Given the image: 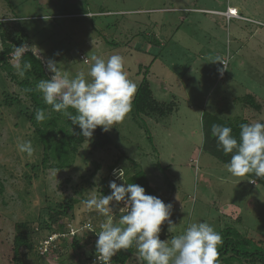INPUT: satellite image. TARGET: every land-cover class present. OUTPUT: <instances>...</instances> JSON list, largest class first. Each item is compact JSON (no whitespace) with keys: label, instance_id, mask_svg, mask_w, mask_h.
<instances>
[{"label":"rangeland","instance_id":"obj_1","mask_svg":"<svg viewBox=\"0 0 264 264\" xmlns=\"http://www.w3.org/2000/svg\"><path fill=\"white\" fill-rule=\"evenodd\" d=\"M227 5L245 19L227 21L203 11L226 10ZM0 22L11 38L23 27L24 43L49 77V58L62 74L72 78L84 72L91 81L92 56L119 54L137 86L148 67L154 97L173 107L171 114L156 118L136 115L132 106L122 122L105 132L110 142L104 147L93 148V133L70 167H44L30 119L34 103L0 68V264H8L3 251L18 233L15 224L25 222L30 230H21L33 248L20 249L16 264H95L96 232L109 218L119 225L123 202H111L113 214L106 217L85 201L110 194L105 192L109 181L134 183L138 172L152 187L150 195L172 204L175 225L169 231L167 221L162 223L160 239L170 242L190 223L206 221L219 233L230 227L264 241V187L250 184L248 175H231L225 163L201 147L204 112L233 122H264V0H0ZM217 58L226 61L222 75L218 69L224 65ZM249 96L261 110L245 101ZM27 140L34 148L30 156L17 148ZM94 162L100 169L90 177ZM114 169L122 170L123 179L113 175ZM70 199L72 207L58 214L65 232L49 246L46 240L61 234L59 222L44 227L49 207L57 209ZM125 264H146L136 245ZM219 264L245 263L233 258Z\"/></svg>","mask_w":264,"mask_h":264},{"label":"clouds","instance_id":"obj_2","mask_svg":"<svg viewBox=\"0 0 264 264\" xmlns=\"http://www.w3.org/2000/svg\"><path fill=\"white\" fill-rule=\"evenodd\" d=\"M28 50V45L21 43L15 47L12 56L15 61L12 67L21 79L32 68L31 61L23 59ZM91 60L93 63L88 73L91 81L85 78L84 72L72 78L67 73L62 74L57 63L49 58L46 67L53 75L36 84V90L42 94L44 103L78 126L80 135L87 140L98 126L107 132L111 126L122 122L132 110V98L137 90V84L128 78L125 60L121 55L113 54L107 59L94 55ZM215 61L224 65L218 69L222 75L227 69L226 62L220 58ZM70 108L75 109V114L69 111ZM35 119L41 123L49 116L44 109H37ZM211 135L225 154H231L226 164L231 175L245 177L252 174L264 178V122L242 123L239 139L232 134L231 127L214 123ZM203 143L202 136L201 147ZM17 148L29 156L34 152L30 140L18 142ZM113 175L123 179L124 174L122 170L114 169ZM109 188L110 194L99 197L93 195L85 201L90 210L95 209L106 217L113 214L115 205L110 206L111 202H123V207L119 208V225H114L109 218L96 232L98 238L95 250L99 264H111L117 252L129 249L133 243L139 258L146 264H219V247L223 245V237L208 222L190 223L182 234L166 242L160 239L159 233L165 221L169 231L170 226L175 225L170 219L171 203L146 194L144 187L135 183L117 184L116 180H112L109 181Z\"/></svg>","mask_w":264,"mask_h":264},{"label":"trees","instance_id":"obj_3","mask_svg":"<svg viewBox=\"0 0 264 264\" xmlns=\"http://www.w3.org/2000/svg\"><path fill=\"white\" fill-rule=\"evenodd\" d=\"M3 25L6 24L4 22H0V27L2 29L0 37L3 48V50L0 51V68L6 69L8 73H11V77L17 80L19 86L32 99L35 111L37 109H44L46 114L49 116V119L44 122L37 123L35 113L32 112L30 115V119L35 125L34 130L37 135L38 142L42 146L43 152L40 165L55 169L70 167L74 163L78 148L84 142L85 137L80 135L81 130L78 126L73 125L71 121L61 113L52 111L51 106L44 103L42 94L36 90V84L39 80L49 79L50 77L45 71L44 63L31 49H29L23 56L24 60L31 61V70L25 73V77L23 79H21L16 72L13 73L15 69L12 67L11 60L14 49L16 46L24 43L26 34H24L23 27H20L18 34L11 38L9 33L10 31L3 29ZM8 40L9 42L7 43ZM148 69V67L145 68L144 75L137 86L136 93L132 98V106L136 115H154L157 116L156 118H161L171 114L173 112V107H171L168 103L159 102L153 97L146 76ZM245 101L249 102L252 105L251 107L261 110V105L257 104L251 96H249V98L246 97ZM69 111L75 114V109L70 108ZM202 121L204 149L206 152H209L211 155L216 157L219 161L227 164L231 158V154H225L222 149L217 146L215 137L211 135V126L214 123L229 126L232 128V134L239 139L240 125L242 123H248L247 120L241 119L233 122L231 120H223L211 113L204 112L202 114ZM93 133L96 136V139L93 141V148L104 147L105 144L110 142L109 136L101 130V126H98ZM93 164L95 168L90 173V177H93L100 169V164L97 162H94ZM35 167L36 166H33V168ZM109 168L112 170L114 166H110ZM248 176L264 187V178H257L252 174H249ZM132 180L135 184H139L144 187L146 194L154 192L141 172L133 175ZM105 192H111L108 185H105ZM153 195L157 196L156 193ZM72 203L73 200L70 199L66 204H58L57 209L49 207L48 220L44 223V227L51 229L52 222H59L58 214H65L66 209L72 207ZM15 226L18 229V233H15L8 248H5L6 250L3 251V255L6 257L8 264L17 263L20 255V249L23 248L26 251H31L33 248L28 233L21 230V228H23V230L29 229L28 224L25 222L15 224ZM64 227L63 222H59V226L57 227L58 232L64 233ZM221 235L223 237V245L219 247V260L234 258L245 264H264L263 240L256 237L241 236L235 229L230 227L222 231ZM72 246L75 249L79 248V240L74 239L72 241ZM134 247L135 243H133L132 247L129 249L117 252L112 257V261L117 264H125L130 255L133 253ZM92 254H96V250Z\"/></svg>","mask_w":264,"mask_h":264},{"label":"built area","instance_id":"obj_4","mask_svg":"<svg viewBox=\"0 0 264 264\" xmlns=\"http://www.w3.org/2000/svg\"><path fill=\"white\" fill-rule=\"evenodd\" d=\"M217 13H223L227 18L235 17V18H239V19H245L244 17L240 16V15L238 14L237 11L234 12V13L230 12V8H228V7H227L226 11H224V12H217ZM225 62H226V61H225ZM59 234H60V233H59ZM63 234H64V233H63ZM63 234L61 233L60 236H59V235H56L54 238H51V239L46 240V241L48 242V245H49V246H53V243H55V242L57 241V239L59 240V237H62ZM50 237H52V236H50ZM46 245H47V244H44V246H46ZM49 246H48V247H49ZM49 248H50V247H49ZM96 257H97V254H95V255L93 256L92 261H93L95 264H99V262H97ZM111 264H117V263L114 262V261H111Z\"/></svg>","mask_w":264,"mask_h":264},{"label":"crops","instance_id":"obj_5","mask_svg":"<svg viewBox=\"0 0 264 264\" xmlns=\"http://www.w3.org/2000/svg\"><path fill=\"white\" fill-rule=\"evenodd\" d=\"M227 7L228 8H236L235 6H231V5H227ZM227 7H226V9H227ZM198 9H201V8H198ZM203 11H206V12H209V13H214V14H217V15H220V16H223V17H225L226 18V20L228 21L229 20V18H227L223 13H217V12H224V11H226V10H217V9H203ZM230 18H234V17H230ZM155 59V58H154ZM154 59H153V61H154ZM152 61V62H153ZM147 75H148V73H147ZM146 75V76H147ZM147 81H148V79H147ZM148 83H149V81H148ZM149 87H150V89H151V91H152V88H151V86H150V83H149ZM163 91H166V88L164 87V89H163ZM152 95H153V92H152ZM153 97H154V95H153ZM155 98V97H154ZM156 99V98H155ZM157 100V99H156ZM157 101H159V100H157ZM244 101V100H243ZM160 102V101H159ZM252 108H255V107H252ZM256 109V108H255ZM264 109V108H263ZM257 110V109H256ZM251 117H253L254 118V116L252 115ZM248 123H251L250 121H247ZM254 180H252V179H250V181H249V183L251 184V183H254L253 182ZM235 213H237V212H235ZM239 215V214H238ZM134 249H135V247H134Z\"/></svg>","mask_w":264,"mask_h":264}]
</instances>
